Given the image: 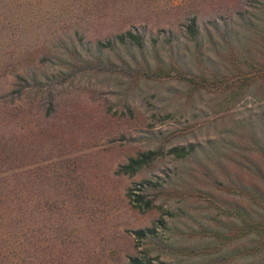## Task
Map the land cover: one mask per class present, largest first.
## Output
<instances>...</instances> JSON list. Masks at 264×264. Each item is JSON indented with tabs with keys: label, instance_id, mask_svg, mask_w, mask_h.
I'll return each mask as SVG.
<instances>
[{
	"label": "rangeland",
	"instance_id": "1",
	"mask_svg": "<svg viewBox=\"0 0 264 264\" xmlns=\"http://www.w3.org/2000/svg\"><path fill=\"white\" fill-rule=\"evenodd\" d=\"M260 1L0 0V48L30 85L11 104L0 95L11 109H0V143L29 191L33 264H126L140 251L154 264H240L253 252L255 235L237 234L244 195L224 187L242 171L229 158L264 159V90L225 76L263 50ZM126 30L143 45L118 43ZM0 81V94L17 88L13 74ZM191 144L185 158L116 173L137 152ZM143 180L159 183L147 212L126 197ZM159 219L137 244L133 231Z\"/></svg>",
	"mask_w": 264,
	"mask_h": 264
},
{
	"label": "trees",
	"instance_id": "2",
	"mask_svg": "<svg viewBox=\"0 0 264 264\" xmlns=\"http://www.w3.org/2000/svg\"><path fill=\"white\" fill-rule=\"evenodd\" d=\"M261 3H256L259 11H264V0ZM253 7L249 2L246 8ZM241 14V13H240ZM251 26L253 23H247ZM187 33L191 37H195L197 34L196 23L194 19H190L189 23L185 27ZM115 39L120 44H134L141 47L144 43V38L139 33L131 30L115 35ZM111 40H107L105 44H110ZM98 44H101L98 42ZM102 45V44H101ZM105 47V45H103ZM0 48V77H6L7 74H13L17 80L16 89H11L5 94H0L4 97H9V104L19 100L22 94L29 88L21 86L20 81L26 82L27 79L15 71V65L19 61L15 60V56L6 50ZM17 59V58H16ZM19 60V59H18ZM244 69H241L238 65L235 67V72L231 75L225 76L226 79H235L237 83L236 90L250 87L260 82L262 89L264 90V47L259 55L250 58L247 64H244ZM14 72V73H13ZM16 72V73H15ZM223 80L224 77H223ZM226 81V80H225ZM227 82V81H226ZM225 82V84H226ZM234 82V81H231ZM240 83V84H239ZM0 81V87H1ZM27 84V83H26ZM224 84V86H225ZM260 84V85H261ZM232 86V85H230ZM6 101L0 102V109L11 110L5 107ZM47 115L50 109L53 107V100L49 97L46 102ZM8 141V140H6ZM9 142V141H8ZM6 144L0 143V264H18L19 258L21 263L19 264H33V245L32 241V226H31V207L29 191L21 189L18 190L15 186L16 175L13 172L15 168L13 165V159L10 157L8 151L11 146H4ZM4 146V147H3ZM246 150L258 151L257 148H241ZM196 150V146L191 144L189 146H172L166 152L162 149L158 150H145L137 152L135 155L130 156L127 160L118 166L116 173L122 176H132L143 168L149 166L160 155H171L175 158H185L188 155H192ZM7 153V154H6ZM1 156H4L1 157ZM251 160L247 156L243 155L239 161L229 158L233 164L237 165L238 170H242L239 174L234 172V176L237 179L233 181L228 180V184H225L224 188L229 186H235L239 188V195H244L242 200L236 203V218L240 220V225L237 223L238 237H244L248 235H255L253 252L244 251L242 253L241 263L243 264H264V159L262 158L261 166L258 162ZM234 165V167H235ZM226 167L223 165V168ZM234 167L231 171H234ZM222 168V167H221ZM226 174H230V171L225 169ZM227 176V175H226ZM4 181V183L2 182ZM260 182V184L257 183ZM151 180H143L134 184L127 190L126 197L132 208L137 209L139 212H147L154 208L156 195L148 193L149 188H154L158 185V181L153 182ZM260 185V186H259ZM42 218L44 217V208H41ZM156 223L160 227L164 226L162 219L156 220L149 227L139 228L133 231L134 238L137 244L143 240L154 236L156 233ZM42 230L38 237L40 238ZM42 239L40 243L42 244ZM258 252L260 254H258ZM52 262V261H50ZM240 263V264H241ZM36 264V263H35ZM41 264H48L45 261ZM126 264H154L153 259L148 256L146 252H139L136 255H130Z\"/></svg>",
	"mask_w": 264,
	"mask_h": 264
}]
</instances>
